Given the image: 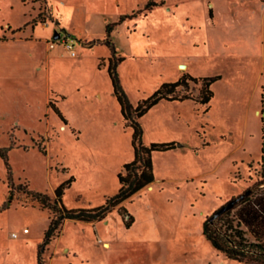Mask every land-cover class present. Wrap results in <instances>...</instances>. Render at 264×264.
<instances>
[{
    "label": "rangeland",
    "instance_id": "rangeland-1",
    "mask_svg": "<svg viewBox=\"0 0 264 264\" xmlns=\"http://www.w3.org/2000/svg\"><path fill=\"white\" fill-rule=\"evenodd\" d=\"M184 75L220 77L208 104L194 101L202 82L187 81L177 90L193 100H161L136 118L139 103ZM261 95L264 0H0V264H37L39 253L43 264H242L202 226L246 190H264ZM134 119L143 146H177L151 154L154 181L120 205L130 227L119 206L100 222H63L43 245L54 213L30 194L53 203L72 177L66 209L103 205L133 160Z\"/></svg>",
    "mask_w": 264,
    "mask_h": 264
},
{
    "label": "trees",
    "instance_id": "trees-1",
    "mask_svg": "<svg viewBox=\"0 0 264 264\" xmlns=\"http://www.w3.org/2000/svg\"><path fill=\"white\" fill-rule=\"evenodd\" d=\"M153 6H156V4L152 1L147 3L148 8ZM117 61H121V58ZM109 77L112 82L114 94L121 106V114L124 119L127 120L128 117L124 112L126 109L125 103L119 94L114 68L112 67L109 70ZM219 78L220 77L196 79L184 75L175 83H164L150 97L136 106L134 109L136 118L142 117L161 100L170 102L193 100L187 94L180 95V91L177 90L178 88L186 90L187 81L193 83L198 81L202 82L199 100L194 101L200 105H206L212 98V92L209 90V87L211 84L218 81ZM260 103V113L263 114V95H261ZM50 107L58 117L64 121L62 115L52 103H50ZM261 122L264 123L263 118H261ZM130 126L133 129L131 140L133 160L123 166L124 174H117L120 188L116 195L107 199L103 205L91 209H66L61 203V198L64 190L71 186L73 182L72 177L61 183L54 190L55 199L53 203L50 202V199L45 194H30L31 199L37 201L42 208L49 209L54 213V218L50 220L48 229L44 234L43 245H48L52 239L58 237L63 222H100L104 220L114 208L119 207L124 201L151 185L154 181L151 154L153 152L174 150L177 145L175 142H169L153 143L149 147H145L140 143L142 133L136 119L131 121ZM261 131L262 134H264V125ZM261 154V159L264 161V143L261 145ZM0 157L7 162L6 151H0ZM261 177L262 179L264 178V167ZM262 184H264V182L261 180L258 185ZM248 191H250L249 194L216 220L210 221L211 217L205 219L202 226V234L211 246L217 252L223 254L226 259L242 264H264V190L259 193V191L248 189L245 192ZM233 210H236L235 215L233 217H228ZM118 215L122 217L124 226L126 228L130 227L133 218L127 213L124 207L120 206L118 208ZM125 218H127V220H125ZM241 226H244L246 231L243 230ZM246 233H249L254 241H249L246 237ZM37 264H43L40 253L37 255Z\"/></svg>",
    "mask_w": 264,
    "mask_h": 264
},
{
    "label": "water",
    "instance_id": "water-1",
    "mask_svg": "<svg viewBox=\"0 0 264 264\" xmlns=\"http://www.w3.org/2000/svg\"><path fill=\"white\" fill-rule=\"evenodd\" d=\"M183 68V66H181ZM250 191L245 192L243 194H241L240 196L230 200L229 202H227L225 205H223L222 207H220L217 211H215L211 218L210 221L216 220L217 218H219L220 216H222L225 212L229 211L230 209H232L237 203H239L247 194H249Z\"/></svg>",
    "mask_w": 264,
    "mask_h": 264
},
{
    "label": "crops",
    "instance_id": "crops-1",
    "mask_svg": "<svg viewBox=\"0 0 264 264\" xmlns=\"http://www.w3.org/2000/svg\"><path fill=\"white\" fill-rule=\"evenodd\" d=\"M211 10H209V12H208V16H209V18H211ZM199 19V18H198ZM202 20H203V22H202V24L204 25L205 24V13L203 12V15H202ZM252 21V19L251 20H249V22H251ZM199 23V22H198ZM201 24V25H202ZM111 249H112V247H110V245H109V249L108 250H105V252H107V251H111ZM76 254H77V256H78V253L76 252ZM78 258H81V257H78ZM76 259V258H75ZM68 263L67 264H72L71 262H72V260H67V258L65 259ZM77 260V259H76ZM77 261H79V263L80 264H83V263H87L88 264V262L87 261H84V262H81L80 260H77ZM99 264V263H98Z\"/></svg>",
    "mask_w": 264,
    "mask_h": 264
},
{
    "label": "built area",
    "instance_id": "built-area-1",
    "mask_svg": "<svg viewBox=\"0 0 264 264\" xmlns=\"http://www.w3.org/2000/svg\"><path fill=\"white\" fill-rule=\"evenodd\" d=\"M74 55V54H73ZM23 233H27V230H24ZM17 235L13 234L12 237L15 238Z\"/></svg>",
    "mask_w": 264,
    "mask_h": 264
}]
</instances>
